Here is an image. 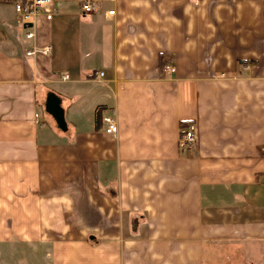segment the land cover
Returning <instances> with one entry per match:
<instances>
[{"label": "crops", "instance_id": "1", "mask_svg": "<svg viewBox=\"0 0 264 264\" xmlns=\"http://www.w3.org/2000/svg\"><path fill=\"white\" fill-rule=\"evenodd\" d=\"M37 26L0 40V245L45 264H264V0H57Z\"/></svg>", "mask_w": 264, "mask_h": 264}, {"label": "built area", "instance_id": "2", "mask_svg": "<svg viewBox=\"0 0 264 264\" xmlns=\"http://www.w3.org/2000/svg\"><path fill=\"white\" fill-rule=\"evenodd\" d=\"M57 0H0V3L9 4L13 8L17 17L18 25L22 28L24 38L26 41L34 43L36 40L35 25L40 20L50 21L54 13V6ZM114 2L115 0H109ZM101 9L99 1H86L81 7V11L85 15H92L97 13ZM114 11H107L106 15L111 17L114 16ZM50 47L43 46L38 47L36 44L30 47L25 52L26 57H36L38 55L48 57L50 55ZM162 73L173 74L174 68L167 64L163 65ZM98 78L103 77V73H98ZM65 80L68 77H64ZM105 126V133L107 135H116L118 132V126L113 117H105L102 120ZM195 127L189 125L185 129L179 139L180 146L184 147L195 142Z\"/></svg>", "mask_w": 264, "mask_h": 264}, {"label": "rangeland", "instance_id": "3", "mask_svg": "<svg viewBox=\"0 0 264 264\" xmlns=\"http://www.w3.org/2000/svg\"><path fill=\"white\" fill-rule=\"evenodd\" d=\"M37 24L35 25V33H37L38 30ZM6 26L11 28L9 31L10 33L5 34L4 32V35L0 33V40H8L11 45H18L17 39L19 38V32L16 29L20 26L18 25L15 12L11 5L0 3V29ZM19 29V31L22 30L21 27ZM20 33H23V31ZM0 264H45V262L40 260L39 254H37L35 249H27L21 246L10 247L0 245Z\"/></svg>", "mask_w": 264, "mask_h": 264}, {"label": "water", "instance_id": "4", "mask_svg": "<svg viewBox=\"0 0 264 264\" xmlns=\"http://www.w3.org/2000/svg\"><path fill=\"white\" fill-rule=\"evenodd\" d=\"M45 112L53 119L56 127L61 132H66L67 127L64 120V111L60 107V100L54 94H49L45 103Z\"/></svg>", "mask_w": 264, "mask_h": 264}, {"label": "trees", "instance_id": "5", "mask_svg": "<svg viewBox=\"0 0 264 264\" xmlns=\"http://www.w3.org/2000/svg\"><path fill=\"white\" fill-rule=\"evenodd\" d=\"M98 120H99V119H98V117H97V118H96V121L99 122L100 120H99V121H98Z\"/></svg>", "mask_w": 264, "mask_h": 264}]
</instances>
